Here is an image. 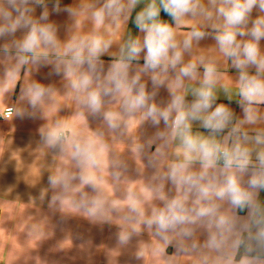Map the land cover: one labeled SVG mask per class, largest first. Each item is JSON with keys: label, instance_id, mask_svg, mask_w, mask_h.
Returning <instances> with one entry per match:
<instances>
[{"label": "crops", "instance_id": "0c3cea01", "mask_svg": "<svg viewBox=\"0 0 264 264\" xmlns=\"http://www.w3.org/2000/svg\"><path fill=\"white\" fill-rule=\"evenodd\" d=\"M100 2L60 0L61 7H70L73 15H56L52 14L54 0H45L50 15L41 23L54 25L58 47L39 49V63H33L28 53L17 55L16 45L27 29L0 37V113L8 106L15 108L12 119H0V264H226L218 253L203 247L209 232L205 226H194L192 240L169 234L166 243L143 223L153 208L163 206L160 196L170 199L183 195L170 184L157 193V175L177 162L189 163L191 171L201 170L197 159H187L179 136L169 138L166 144L157 140L156 133L164 130L163 123L157 129L142 120L141 113L125 114L123 94L103 98L101 111L92 113L81 102L86 92L77 93L71 87V81L87 68L71 74L64 71L70 60L64 55L68 44L91 39L110 43L109 50L100 57L107 72L120 61V49L129 38L143 37L133 20L151 0H139L127 22L121 16L96 23L91 13ZM30 6L35 8L30 15L38 18L42 6ZM257 15L264 13L252 14L253 18ZM161 18L173 23L163 11ZM193 26L199 27V20L186 18L179 27L173 25L177 42ZM259 48L264 55V40ZM200 58L215 63L220 74L213 90L216 103L229 107L237 123L243 119L238 106L239 73L210 37L194 42L191 54L184 56L185 62ZM143 63L142 56L132 61L128 72L130 76L139 75L152 92L149 75L142 71ZM57 65L59 76L54 74ZM199 71L202 74L203 68ZM249 71L254 74L255 69ZM36 86L44 88L45 95L33 107L29 100ZM199 86L198 81L185 80L184 86L176 89L169 74L152 102L166 105L170 90H175L191 103L192 89ZM253 108L259 118L254 124L242 125L249 135L264 131V102ZM190 125L192 136L208 138V131L199 122ZM215 139L222 142V136ZM77 145L86 148L91 159L77 157ZM252 160L255 162V154ZM215 167L220 169L223 163L219 161ZM52 178L57 180L55 185L50 182ZM258 200L264 206V191L259 192ZM133 206L137 212L132 211ZM221 211L232 214L226 202H222ZM239 215L245 217L246 213ZM193 244L198 246L196 250ZM237 255L233 254V264H239L241 258L237 260Z\"/></svg>", "mask_w": 264, "mask_h": 264}, {"label": "clouds", "instance_id": "9594fccd", "mask_svg": "<svg viewBox=\"0 0 264 264\" xmlns=\"http://www.w3.org/2000/svg\"><path fill=\"white\" fill-rule=\"evenodd\" d=\"M138 2L101 0L99 7L93 6L92 19L103 23L108 18L115 20L122 16L127 22L132 19L131 12ZM32 4L43 9L36 19L30 15L35 11ZM161 11L171 18L172 24L161 18ZM254 11L264 13V0H151L133 20L136 29L143 34L142 39L129 38L120 49V61L107 72L103 71L100 57L109 50L110 43L99 39L81 40L64 49V55L70 56L64 66L66 73L87 68L78 79L71 81V87L77 93L86 92L81 102L92 113L101 111L103 98L123 94L125 114L141 113V119L157 129L163 123L164 130L157 131L156 139L166 144L169 138L179 136L187 159L195 158L200 162L198 172L191 171L187 162H177L156 176L157 193L170 184L183 195L170 199L160 196L163 206L153 208L151 215L144 219V225L154 229L166 243L169 234L192 240L194 226H205L209 232L203 247L218 253L226 264H233V254L240 253L241 249L239 264H264V206L258 200L259 192L264 191V131L249 135L242 129V125L254 124L259 118L253 105L264 102V55L259 48L260 41L264 40V15L253 18ZM61 13L73 15L70 7H61L60 0H54L52 14ZM49 15L45 0H0V37L27 29L23 40L16 45L17 55L28 53L33 63H39V49L56 50L58 47L54 25L41 23L48 21ZM186 18L199 20L200 26H193L189 34L177 42L173 25L179 27ZM209 37L239 73L238 106L243 119L237 123L229 107L216 103L213 90L220 74L215 63L206 62L204 58L188 62L184 59L186 53L191 54L194 42L198 44ZM244 37L247 39H238ZM141 56L142 71L149 75L152 92L139 75L130 76L128 72L130 63ZM249 69H255L254 74ZM54 74L61 75L59 65ZM169 74L173 75L176 89L182 88L185 80L198 81L200 86L192 89L194 100L191 103L175 90H170L171 98L166 105L152 102L158 90L166 85ZM94 83L96 88L92 87ZM44 95L45 89L36 86L29 103L35 107ZM190 122H199L208 131V138L192 136ZM216 136H222V142H217ZM249 144L252 147H248ZM76 155L85 161L91 159L88 150L79 145ZM221 160L223 167L216 169ZM151 163L156 166L155 160ZM50 182L55 185L57 180L52 178ZM222 202L230 206L232 214L221 211ZM132 211L138 209L133 206ZM240 213L246 216L241 217ZM192 247L193 250L198 248L195 244Z\"/></svg>", "mask_w": 264, "mask_h": 264}, {"label": "built area", "instance_id": "2783aa9c", "mask_svg": "<svg viewBox=\"0 0 264 264\" xmlns=\"http://www.w3.org/2000/svg\"><path fill=\"white\" fill-rule=\"evenodd\" d=\"M14 113H15V108L13 106H8L1 111L0 119L2 121H8L12 119V117L14 116ZM221 162L223 163L222 160Z\"/></svg>", "mask_w": 264, "mask_h": 264}, {"label": "trees", "instance_id": "16d2710c", "mask_svg": "<svg viewBox=\"0 0 264 264\" xmlns=\"http://www.w3.org/2000/svg\"><path fill=\"white\" fill-rule=\"evenodd\" d=\"M242 252H243V249H241L240 253H238V255H237V260H239V259L241 258V256H242Z\"/></svg>", "mask_w": 264, "mask_h": 264}]
</instances>
